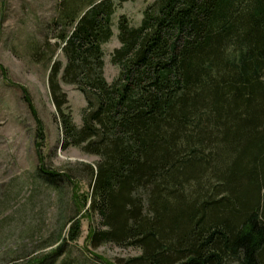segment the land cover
Segmentation results:
<instances>
[{"label":"trees","instance_id":"1","mask_svg":"<svg viewBox=\"0 0 264 264\" xmlns=\"http://www.w3.org/2000/svg\"><path fill=\"white\" fill-rule=\"evenodd\" d=\"M124 1L54 0L23 43L47 69L59 148L96 158L75 169L96 218L84 246L138 250L118 264H264V0H152L136 25L113 23ZM60 84L83 97L79 124ZM35 174L54 190L75 178L42 163ZM68 222L63 242L78 235ZM62 248L17 264H53Z\"/></svg>","mask_w":264,"mask_h":264},{"label":"rangeland","instance_id":"2","mask_svg":"<svg viewBox=\"0 0 264 264\" xmlns=\"http://www.w3.org/2000/svg\"><path fill=\"white\" fill-rule=\"evenodd\" d=\"M151 1H124L115 8L113 23L124 14L136 25ZM53 5L54 0H0V264L21 263L57 243L63 244V252L53 264H118L117 259L136 255L138 250L111 243L84 246L88 226L96 218L85 210L87 203L82 210L79 207L80 195H86L89 188L86 176L75 169L96 158L75 147L59 148L60 132L46 86L47 69L31 62L23 48L30 35L40 38L42 23L52 15ZM112 31L102 45L103 75L108 82L117 74V66L109 62L112 48L118 45L115 29ZM60 85L66 94V110L79 124L83 97L73 85ZM41 163L56 171L70 170L75 178L54 190L35 174ZM70 218L78 222V235L63 242ZM45 240L53 243L45 245Z\"/></svg>","mask_w":264,"mask_h":264}]
</instances>
